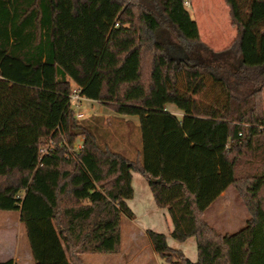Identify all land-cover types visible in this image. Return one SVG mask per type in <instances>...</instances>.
Wrapping results in <instances>:
<instances>
[{"label":"trees","instance_id":"obj_1","mask_svg":"<svg viewBox=\"0 0 264 264\" xmlns=\"http://www.w3.org/2000/svg\"><path fill=\"white\" fill-rule=\"evenodd\" d=\"M186 1L0 0V211L19 213L35 264L119 252L133 171L167 208L172 237L197 239L192 261L149 228L165 260L264 264V0H225L236 38L192 57L164 34L200 43ZM74 87L138 117L136 156L98 118L77 119ZM230 186L250 215L224 233L204 212Z\"/></svg>","mask_w":264,"mask_h":264},{"label":"rangeland","instance_id":"obj_2","mask_svg":"<svg viewBox=\"0 0 264 264\" xmlns=\"http://www.w3.org/2000/svg\"><path fill=\"white\" fill-rule=\"evenodd\" d=\"M187 7L192 17L198 22L201 41L196 46L193 43L189 45L171 26H165L164 34L171 39V42L176 41L182 48L189 49L188 53L191 57L198 48L202 50L209 47L218 51L231 45L236 38V28L232 24L230 10L224 0H190ZM72 105L76 112L83 113L82 118H98L102 126L110 128L113 136L112 144L118 143V146H114L116 150L123 152L129 158L136 156L137 149L140 147V131L137 126L139 119L136 116H119L114 110L87 100ZM82 140L83 137L78 138L76 146L81 144ZM245 170L250 171L243 166L241 174ZM164 210H156L148 205L146 208L135 209L138 217L131 219L123 214L121 250L117 253L85 254L82 256L81 264H172L152 248L143 230L145 227L153 226L165 232V223L161 215ZM204 214L205 219L211 225L224 233L239 231L250 215L246 205L238 197V191L234 186H230L226 195L212 203ZM15 233L18 236L16 251L21 257L18 264H31L26 248L27 235L19 219V213L8 210L0 211V242L3 241L4 248L12 249ZM188 241L181 242L180 247H183L191 260H196L197 247L195 244L192 246L190 240ZM169 242L177 243L171 234H169Z\"/></svg>","mask_w":264,"mask_h":264},{"label":"crops","instance_id":"obj_3","mask_svg":"<svg viewBox=\"0 0 264 264\" xmlns=\"http://www.w3.org/2000/svg\"><path fill=\"white\" fill-rule=\"evenodd\" d=\"M85 100L90 101L91 103H98V102H95V101L87 99V98ZM173 105H175V104H168V106H167L168 110H170L171 112L175 113L176 115L178 114L180 116H183V114H184L183 111L181 109H179L178 106L175 105V107H174ZM139 123H140V121L138 120L137 121V126L139 125ZM132 184L134 186V195H133V197L131 199L128 200V205L131 208V210H133L135 217H138L137 216V212L135 211L136 208H138V209L146 208L149 205L150 207H153L156 210L157 209H160V210H164L165 209L164 212L162 211V214H161V215H163V219H164V223H165V232H161L158 228H155V227L153 228V226H150L149 228L153 229V230H155L157 232H161V233H164V234L166 233L168 244L170 246L172 245L171 247H173L175 249H178V250L182 251L183 247L182 246L180 247V245H181L180 243L181 242H185V241L189 242L188 240H190V243H191L192 246L195 244L196 247H197V239L195 237H189L186 240H182V241H177L176 240L177 243L176 242L170 243L169 242V234H171V232H172L171 230L173 228V223H172V219H171V216L168 213L167 208H165V207L164 208H160V207L157 206L156 200H154V197H153V193H152L150 184H148L147 179L140 172L133 171ZM227 190L225 192H223L222 195L219 198L224 197L226 195ZM149 228H147V227L143 228L144 232L146 230H148ZM24 231H25V229H24ZM25 233H26V231H25ZM145 235H146V232H145ZM14 236H15V239H14V243H13L12 249L11 248L9 249L8 247L4 248V244L2 243L3 241L0 242V262H4L5 260L11 259V258L14 259L17 264L20 261L21 257L19 255V252L16 251V248H17V242L16 241H17L18 236L16 235V233H15ZM26 245H27L26 248H27V252H28V258H29L31 264H35V262L33 260V257H32V252H30V245H29L28 236H27V239H26ZM184 253H185V251H184ZM197 259H198V247H197ZM196 260H192V261H196Z\"/></svg>","mask_w":264,"mask_h":264},{"label":"built area","instance_id":"obj_4","mask_svg":"<svg viewBox=\"0 0 264 264\" xmlns=\"http://www.w3.org/2000/svg\"><path fill=\"white\" fill-rule=\"evenodd\" d=\"M188 3H189V1H186L185 2V5H187ZM73 89H74V92H73V94L71 96V103L72 104H80V102L82 100H85L86 98H84L81 95V93H80L79 89H77V87H74ZM76 117H77V119L81 120V118L83 117V113L76 112ZM82 147H83V144L82 143L79 144L78 146H76L77 149H81ZM42 151L43 152H47V147L43 148Z\"/></svg>","mask_w":264,"mask_h":264}]
</instances>
